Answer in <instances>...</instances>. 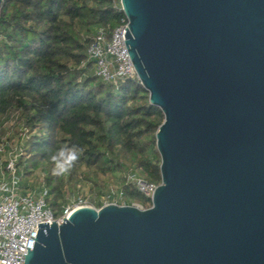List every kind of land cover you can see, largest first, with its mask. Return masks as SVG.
Returning a JSON list of instances; mask_svg holds the SVG:
<instances>
[{
	"label": "water",
	"instance_id": "obj_1",
	"mask_svg": "<svg viewBox=\"0 0 264 264\" xmlns=\"http://www.w3.org/2000/svg\"><path fill=\"white\" fill-rule=\"evenodd\" d=\"M120 3L161 183L148 209L38 224L25 264H264V0Z\"/></svg>",
	"mask_w": 264,
	"mask_h": 264
},
{
	"label": "trees",
	"instance_id": "obj_2",
	"mask_svg": "<svg viewBox=\"0 0 264 264\" xmlns=\"http://www.w3.org/2000/svg\"><path fill=\"white\" fill-rule=\"evenodd\" d=\"M126 22L120 0H1L0 141L22 138L17 127H4L18 114L30 133L19 161L28 187L43 172L55 212L82 182L90 186L91 204L101 208L108 176L129 204L150 208L148 198L125 185L129 169L161 183L156 133L162 111L150 104L139 81L116 88L96 76L88 61L98 29ZM61 151H74L77 159L54 175L53 157L59 159Z\"/></svg>",
	"mask_w": 264,
	"mask_h": 264
},
{
	"label": "built area",
	"instance_id": "obj_3",
	"mask_svg": "<svg viewBox=\"0 0 264 264\" xmlns=\"http://www.w3.org/2000/svg\"><path fill=\"white\" fill-rule=\"evenodd\" d=\"M127 28L126 22L110 31L98 29L87 50L88 61L93 62L94 74L116 88L127 80L139 81L126 45ZM7 125L8 128L17 127L22 138L0 142V264H25V255L36 242L38 224H60L79 208H100L91 204L88 193L87 200L76 199L75 193L78 196L81 191L79 185L77 192L71 194L67 191V202L59 212H55L47 200L45 175L38 185L30 188L24 168L19 163L24 153L23 147L30 138L28 128L18 114H14ZM123 179L125 185L135 187L152 204L158 184L148 181L139 171L132 169L123 174ZM125 197L124 190L113 178L101 198L102 207L118 205L145 209L141 204H129Z\"/></svg>",
	"mask_w": 264,
	"mask_h": 264
},
{
	"label": "clouds",
	"instance_id": "obj_4",
	"mask_svg": "<svg viewBox=\"0 0 264 264\" xmlns=\"http://www.w3.org/2000/svg\"><path fill=\"white\" fill-rule=\"evenodd\" d=\"M54 160H57L56 168L53 170L54 175H60L67 171V166L71 161L77 159L76 153L73 151L67 156L65 155L64 151L59 153V159L57 157H53Z\"/></svg>",
	"mask_w": 264,
	"mask_h": 264
},
{
	"label": "rangeland",
	"instance_id": "obj_5",
	"mask_svg": "<svg viewBox=\"0 0 264 264\" xmlns=\"http://www.w3.org/2000/svg\"><path fill=\"white\" fill-rule=\"evenodd\" d=\"M4 127H5V129L7 130V128H8L9 126H8V125L6 126V124H5ZM7 131H8V130H7ZM8 137H10V136L7 135V136L3 137V138H2V141H0V142L6 141V140L8 141V139H7ZM43 175H44L43 172H40V171L37 172L36 175H35V177H34L33 183H34V184L39 183V182L41 181L40 179H41V177H42ZM112 179H113V178H112L111 176H108V177L106 178V180H109V181L112 180ZM27 182H28V180H27ZM37 185H38V184H37ZM79 185H80V190H81V191H80V194H79L78 196H77L78 193H75L76 199L80 197L81 200L85 201V200H87V195L89 194L90 186H89L87 183H83V182L80 183ZM79 185H78V186H79ZM77 189H78V187H77ZM87 193H88V194H87ZM77 201H78V200H77ZM77 201H76V202H77ZM83 205H84V204H83Z\"/></svg>",
	"mask_w": 264,
	"mask_h": 264
}]
</instances>
